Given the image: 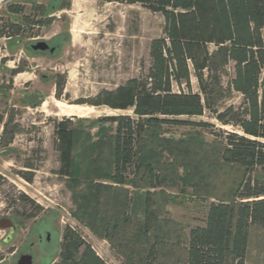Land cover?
Listing matches in <instances>:
<instances>
[{
  "label": "rangeland",
  "instance_id": "1",
  "mask_svg": "<svg viewBox=\"0 0 264 264\" xmlns=\"http://www.w3.org/2000/svg\"><path fill=\"white\" fill-rule=\"evenodd\" d=\"M10 4L20 5L30 20L42 19L45 25H24L19 37H0V139L2 125L8 121L12 126L5 131L14 137L10 146L3 147L0 140V220L11 219L17 226L7 243L9 231L0 230V264H15L18 254L35 241L34 232L44 237L45 231L52 232L53 242L44 253H37L35 264L57 262L66 228L76 232L105 264H139L140 256L154 242L158 264H178L184 257L188 232L203 225L211 202L229 197L240 179L239 168L221 163L218 142L208 131L164 126L144 145L146 154L159 155L161 187L119 188L93 172L94 165L104 166L103 159L94 160L107 156L115 132L114 125L98 119L131 113L82 105L93 112L65 115L68 106H79L77 103L91 100L100 91L113 90L147 72L149 44L162 36V17L139 5L95 0H0V26L5 21L23 24L21 16L7 12ZM35 42L59 48L52 56L33 52L29 47ZM226 72L218 110L241 102L238 94L227 89L231 71ZM191 85L197 92L193 77ZM62 119H71L77 133L71 179L57 175L53 122ZM189 120L210 124L214 130L231 129L221 126L207 111ZM90 190L96 194L98 215L92 214L94 223L87 225L78 196ZM146 191L151 194L154 220L149 232L142 233ZM124 195L126 213L119 209V198ZM21 196L33 205L24 203ZM30 214L36 219L26 220ZM113 221L115 229H111ZM263 254L264 228H253L244 264H262Z\"/></svg>",
  "mask_w": 264,
  "mask_h": 264
},
{
  "label": "trees",
  "instance_id": "2",
  "mask_svg": "<svg viewBox=\"0 0 264 264\" xmlns=\"http://www.w3.org/2000/svg\"><path fill=\"white\" fill-rule=\"evenodd\" d=\"M95 1L139 5L159 14L164 26L162 36L149 44L150 65L145 74L128 79L113 90H102L87 102L77 103L131 113L98 119L99 123L114 125L115 132L107 156L94 160L98 163L103 159L104 166L93 163V172L119 188H159L162 185L159 155L153 151L145 153L146 139L164 126L199 127L208 131L220 147L219 160L224 166L239 168L240 179L229 197L208 205L203 225L190 229L184 257L178 264H244L251 229L264 228V0ZM6 10L21 16L23 24L5 21L0 26V37H19L24 25L38 28L45 25L42 19L30 20L20 5L10 4ZM227 69L231 71L227 89L238 94L241 102L236 107L218 110V95ZM192 77L197 92L192 89ZM205 111L221 126L231 128L230 131L214 130L210 124L189 120ZM53 137L58 154L57 175L71 179L77 143L72 120L54 121ZM153 138L160 141L156 136ZM11 140L12 134L4 131L1 145L5 147ZM95 195L90 190L78 196L79 210L86 213L87 225L94 223L92 214L98 215ZM20 198L33 205L26 197ZM150 198V192L146 191L142 233L149 232L154 220ZM119 199L122 200L119 209L126 213V195ZM38 210L36 207L34 213ZM115 226L113 221L111 229ZM156 245L151 244L144 256H140L139 264H158ZM53 264L105 262L76 232L66 228L58 261Z\"/></svg>",
  "mask_w": 264,
  "mask_h": 264
},
{
  "label": "flooded vegetation",
  "instance_id": "3",
  "mask_svg": "<svg viewBox=\"0 0 264 264\" xmlns=\"http://www.w3.org/2000/svg\"><path fill=\"white\" fill-rule=\"evenodd\" d=\"M38 43H40V42H35L34 44H31L29 48L33 52L47 53L50 56H52L56 52V50L59 48V46H52L49 43L43 42L48 47L46 49H44V50H40V49L36 50L35 46ZM11 126H12L11 122H9V121L8 122H4L3 125H2V129H3L2 134L4 133L5 129H8V127L10 128ZM9 133L12 134V132H9ZM13 141H14V137L12 135V140L6 146H10ZM27 168H31V167L28 166ZM27 171H31V170L28 169ZM25 218H26V220L36 219V215L32 216L30 214V215L25 216ZM9 220L11 221L13 226H15V230L14 231H12V229L7 230V231H9V234H8V236H7V238H6L4 243L9 242V240L11 238V235L15 234V232L17 231V226L13 223V221L11 219H9ZM43 234H44V237H43L42 234H37V232H34L33 238H35L34 239L35 241L30 243V245L26 246L24 252H22L21 254H18V257L15 259V264H35L37 253L38 252H43L44 253V250L50 248V246L52 245V242H53L52 232L51 231H45V232H43ZM11 253L14 255L15 254V250L11 251Z\"/></svg>",
  "mask_w": 264,
  "mask_h": 264
},
{
  "label": "water",
  "instance_id": "4",
  "mask_svg": "<svg viewBox=\"0 0 264 264\" xmlns=\"http://www.w3.org/2000/svg\"><path fill=\"white\" fill-rule=\"evenodd\" d=\"M48 46L43 43V42H40L38 43L36 46H35V49H40V50H44L46 49ZM9 229H12V231L15 230V226H13V224L11 223V221L9 219H1L0 220V230H9Z\"/></svg>",
  "mask_w": 264,
  "mask_h": 264
},
{
  "label": "bare ground",
  "instance_id": "5",
  "mask_svg": "<svg viewBox=\"0 0 264 264\" xmlns=\"http://www.w3.org/2000/svg\"><path fill=\"white\" fill-rule=\"evenodd\" d=\"M60 104V103H59ZM85 112H93L91 108L81 107V106H68L67 112L65 113L66 116H79Z\"/></svg>",
  "mask_w": 264,
  "mask_h": 264
}]
</instances>
